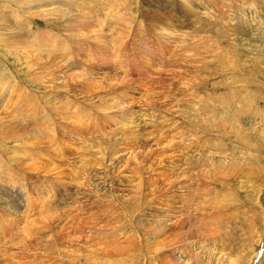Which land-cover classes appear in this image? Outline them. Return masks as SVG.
<instances>
[{
  "label": "rangeland",
  "instance_id": "obj_1",
  "mask_svg": "<svg viewBox=\"0 0 264 264\" xmlns=\"http://www.w3.org/2000/svg\"><path fill=\"white\" fill-rule=\"evenodd\" d=\"M215 2L218 4L207 5L205 13L224 9L222 17L232 18L228 32L220 40H209L207 44H199L195 52L193 50L183 52V45L186 47L196 43L194 40L196 37L192 38L195 34L193 32L196 26H204L203 21L207 22L208 18L205 13L192 15L189 8L177 0H0V69L8 70L16 80L18 76L15 71L20 77L27 76L25 62L29 56L25 54L30 49L33 50L40 37L44 39L48 37V40L55 41L54 45L67 42L72 45L70 50L65 49L66 47L52 48L56 50L58 57L51 61L50 66L63 68L69 74L80 75V78L92 80V72V75L100 80L102 77H105L103 80L112 77L116 80L123 78L132 81L135 89L134 100L138 113L140 111L138 121L141 129L151 134L155 142L154 150L161 151L169 160L167 161L169 165L175 164L179 167L172 166L176 170L171 169L172 174L166 170L161 173L150 171L153 183V187L150 188L149 184L143 182L146 178H140L141 161L143 164L148 163L143 151H139L142 154L138 153L140 148L132 143L124 151L119 150V156L134 151L133 162L131 161L133 171L129 173L134 180L130 177L133 181L129 183L139 185L141 182L145 195L141 194L142 198L141 195L132 193L131 197L138 202L145 200L147 205L143 209L144 212L140 208H134V216L140 215L142 220L136 217L134 220L131 218V221L126 213L133 212L127 207V203L123 202L124 200L113 199V193L106 192L103 188L113 177L114 168H119L115 166L114 160L117 156L114 153L115 149L105 146L100 140L113 130L101 125L92 107L83 114L80 105L85 102L81 104L75 102L76 99L69 94L65 95L71 101L68 114L71 118L79 116L83 123L78 124L80 128L78 131L76 128L63 131L59 120L56 119V113L61 112L56 106L58 102L51 97L59 94L58 89L54 83L42 84L40 81H31L32 85H29L31 92L28 93L26 101H18L17 105L20 108L14 107L11 111L13 120L0 125V156L8 153L6 150L8 146L23 144L34 137L44 139L53 150L58 151L61 144L59 138L65 135L73 136L76 140L74 145L76 151L74 149L69 151L65 159H68V162H65L68 185L63 197L70 195L72 185L80 175L78 182L83 183L89 195L83 201L84 207L86 204L87 206L83 208L82 213L81 210H72L63 218L62 223L65 227L62 233L65 236L61 235L64 237L71 235L69 237L71 239L84 230L87 237H92L91 240L93 236L90 234L95 237V242L88 239L91 242L89 245L93 243V248L100 247L101 250L103 245L104 248L108 246L109 250L106 249L111 255L104 252L103 248L104 253L99 252V257L88 254V260L83 259L82 252H73L80 255L79 258L83 257L79 263L69 259L64 252L63 256L60 253L48 254L47 251L46 254L40 248V246L43 248L44 243L36 241V225L38 224V228L50 226L53 216L56 215L55 210L69 209L59 202L61 197L54 194L51 183L49 179H45L44 173L19 171L22 179L19 181L20 184L31 186V182H34L32 195L36 196V200L33 207L32 205L23 207L25 210L23 216L21 215L23 218L20 217L22 220L17 222L21 225L3 220L2 228L6 238L3 237L0 241V256L3 258L7 256L6 259L9 257L12 260L7 262L20 264L13 257L14 255L21 257L24 254L21 264L76 262L102 264L100 260L105 264H261L262 261L264 264V0ZM209 18L211 19L210 16ZM53 21L56 23L53 24ZM199 21L201 23H198ZM169 24L175 25V30L181 29L171 33L164 41L160 36L164 30L169 29ZM87 25L103 30L104 34L109 32L105 36L108 41L111 38L110 53L102 57V50L95 46L94 41L88 39V35L87 37L80 35ZM196 30L202 36L206 34L198 28ZM183 33L185 37L182 36ZM194 53L198 55L193 56ZM89 55H94L97 60L107 61L111 65H107L106 69H100L101 72L95 75L89 68L97 64L88 63L84 59ZM112 63L119 69L112 66ZM50 66L48 64L47 68L43 64L36 65L31 70L38 78L49 79L50 71L53 70ZM84 67H88V70ZM120 68L124 69L123 72H120ZM180 79L182 82V79L184 81L187 79L194 87L188 89L186 87L183 93L178 94ZM104 83L106 82L102 81L97 89L88 94L83 93L79 97H84V94L96 95L99 90H103L101 86ZM44 85L52 87L47 89ZM118 88L116 92L119 91ZM33 92L36 96L30 95ZM180 95L187 96L184 106H189L181 107L179 114L183 118L176 112L179 108L176 110L175 106V103L182 99ZM43 100L44 102L46 100L45 103H49L53 110L50 109L42 118L37 115L29 117L30 119L25 117L28 114L27 101L36 102L37 105L43 103ZM170 101L174 106L168 110L170 107L165 105L167 102L171 103ZM152 102L156 105H151ZM157 104L161 110L158 108L155 112L153 106L158 107ZM188 108L192 115H188ZM183 110H187L188 114L182 115ZM159 113L164 114V118L158 119V123L155 118ZM145 114L151 118L148 120ZM173 115L177 118L175 119ZM170 117L176 120V123ZM151 119L154 122L151 123ZM220 122H226L227 127L223 129L213 126L214 123ZM81 131L85 133L77 136L76 134ZM10 140L16 141L10 144ZM179 146L181 148L185 146L183 149L186 150L180 149ZM111 150L115 154V159L114 156L110 159V155L106 154ZM90 161H93L90 170L91 181L85 184L82 178L89 169ZM14 164L19 166L18 162L14 161ZM123 164L124 162L120 167ZM105 167H108L110 172L107 178L102 177ZM83 171L84 175L81 173ZM157 173H160V177ZM110 199H113L114 204L110 203ZM135 200L130 202L133 204ZM22 205H25V202L22 201ZM111 207L116 209L111 211ZM112 212L113 218L110 217ZM151 213L153 216L149 217ZM161 219L167 221L163 222L157 231L155 227L158 226L157 222L162 221ZM23 224L31 228L27 227L26 230V227L25 229L22 227ZM26 231L29 236L25 234ZM69 238L66 237L65 241L59 242H65L67 246ZM27 240L28 242L35 240L28 249ZM32 244H36V248ZM88 251L89 248L86 252Z\"/></svg>",
  "mask_w": 264,
  "mask_h": 264
},
{
  "label": "bare ground",
  "instance_id": "obj_2",
  "mask_svg": "<svg viewBox=\"0 0 264 264\" xmlns=\"http://www.w3.org/2000/svg\"><path fill=\"white\" fill-rule=\"evenodd\" d=\"M177 1L184 3L189 8L190 12H192V15H199V14L201 15L202 13H205V10L207 9L206 8L207 5L210 6L211 3L213 5L218 4V2H215L216 0H211V1L210 0H177ZM206 2H208V3H206ZM216 7H219V6H216ZM219 10H217L218 12H212V11L208 12V10H207L208 13H205L206 17L208 18L207 22L203 21V25L204 26H201V25L196 26L195 31L193 32L195 34L192 35V38L196 37V38H194L196 43L193 44V45H191V44L187 45L186 47H185V45H183V52H185L186 50H193V52H195L197 50L199 44H201V43L207 44V42H209V40L210 41H212V40H220V38L223 37L226 32H228V28H229L228 25H229V22L232 21V18L222 17L221 13H224L223 12L224 9L223 10L219 9ZM215 14H216V18H214ZM209 16L211 17V19L209 18ZM55 23H56V21H53V24H55ZM198 23H201V22L199 21ZM168 26H169V29L164 30L163 33L160 36L164 41L167 40L170 37L171 33H174L175 31H178V30L181 29V28H179L178 30H175L176 26L175 25H171V24H169ZM67 27H68V25H67ZM197 28H198L199 31L204 32L206 34H204L202 36V34L197 32V30H196ZM110 29H112V28H110ZM114 29H116V27H114ZM109 31L111 32V30H109ZM123 31H124V29H123ZM104 33L105 32L103 30H101V29L99 30V29H96V28H93V27L87 25L85 27V29L83 30V32L81 31L80 35H82V37H87L86 35H88L89 36L88 39L91 38V40H93L94 43L96 44L95 46L102 50L101 52H102V57H103L106 53H110L111 52V51H109L110 50L109 48H111V45H110V42H109L111 38L108 41V39L106 38L107 36H105L109 32H107L106 34H104ZM54 34H56V33H54ZM77 34H79V32ZM157 35L159 36L160 34H157ZM184 35L185 34L183 33L182 36H184ZM8 36H10V35H8ZM12 36H13V34H12ZM186 41L187 40H185V42ZM199 41H200V43H199ZM54 42L48 40V37H45V39H44V37H40L38 39V43L37 42L35 43V46L33 47V50L30 49L33 52V54H32V52L30 50L27 52V54H25V55L29 56V58H27V61L25 62L26 65L23 63L25 65V68H26L25 70H27V74H26L27 76L20 77V74L16 73V71H15V74L18 76L17 80H16L14 78V75H12L8 70L0 69V125L2 126V124H5V123L7 124V122L13 120V118L11 117V111H12V109H14V107L16 108L18 106L17 105L18 101L19 102H20V100H25L26 101V99L28 97L27 96L28 93L31 92L30 91L31 89L29 88V85H32L31 81H33V82L40 81L42 84L54 83L55 88L58 89V91H59L58 93L59 94L57 96L55 95V96H51V97H52L53 100H56L58 102V103L56 102L58 104L56 106L58 108H60L61 112H57V113L55 112L57 114V118L56 119L59 120V125L62 126L63 131L65 129H68L69 131H71L72 128H76V130L78 131V129L80 130V128L78 127V124L83 123V121L79 119V116H76V117H73V118H71L69 116V114H68V112L70 111L69 110V104L71 103V101L68 99V96H65V95L71 94L74 97V100L76 99L75 102H79L80 104L85 102L84 104L80 105V107H82V109H83V114H86L87 111H88V108L90 110V108L92 107L94 109L95 114L98 115L101 125L103 127L107 126V127L110 128V130H113L111 133H109V135H107V136L104 135L106 137L102 136L100 140L103 141V144L105 146H109L111 148L113 147L115 149L114 153H116V155H117L116 156V160H114L115 161V166L119 167V168H114V170L112 172L113 177H111V180L108 181L109 182L108 185H105L103 188L106 189V192L111 191L113 193V199L122 200V201L124 200L123 202L127 203V207L133 212V214H132L131 212H127L126 211L127 212L126 215L129 216L130 220H131V218H132V220H134L136 217H137L138 220H142L140 215L134 216V208H136V209L140 208L141 210H143L147 206L146 202H145V200H143V202L141 200H140V202H138L137 200H135V199H133L131 197L132 193H134L133 195H137V194L141 195V194H143L142 184L140 182L139 185L134 184L135 185L134 186L133 184L129 183V182L132 183V181L134 180L130 176L131 174H129V173H131L133 171V170L131 171V169H132L131 161H132V157H134L133 156L134 155L133 154L134 151L132 150V151H130V153L125 151L126 152L125 154H120L121 156H119V153H120L119 150H121V151L123 150L124 151L125 149H127V146L130 147L131 143H132V145H135V147L137 146V147L140 148V150L135 148V150H138V153H141L139 151H143L142 153H144L145 158L148 159V163L143 164V161H141L142 165L139 166V172L141 174L140 178H146L145 180H143V182H145L146 184H149L150 188H151V186L153 187V185H152L153 183H152V180H151L152 175L150 176V171L155 170V172L159 171L161 173V172H163V170H166L167 173L170 172V174H172L173 173L172 171L175 170L173 168L175 166V164H174V166L171 165V164L169 165L168 162H167V161H169V160H167V157L164 154H162L161 151L158 152V151L154 150L153 146H155V142L153 141V138L150 136L151 134H148L145 130L141 129V127H140L141 125H140V123L138 121L140 111L138 113L137 104L135 103V100H134V98H135L134 97L135 89L133 88V85L131 83L132 81L124 80L123 78L116 80V79H113L112 77L106 78L105 80H103L105 77L104 78L102 77V80H100L97 77L93 76L92 72H91V76H92V80H91L90 78H86V77L80 78V75L69 74L66 71H64L63 68L52 67V66H50L51 61L57 59V57H58L57 54L55 53L56 50L52 49V48H63V47H66L65 49H68V50H70L72 48V45H69L67 42H63V43H59V44L56 43V45H54ZM111 43H112V41H111ZM182 43H183V40H182ZM187 43L189 44V42H187ZM57 44H58L59 47L57 46ZM112 46H113V44H112ZM191 46H193V47H191ZM211 49H212V47H211ZM197 55H198L197 53L193 54V56H197ZM84 59L88 63H96L97 64L96 66H90V68H89V69H91L93 71V73L95 75H97V73L101 72L100 69H106V66L110 64V63L108 64L107 61L97 60L94 55L86 56ZM41 64H43L46 67L49 64L50 68H53V70L50 71V78L49 79H47L45 77L38 78L36 73H34V71L31 70L32 67H34L36 65H41ZM112 66L116 67V69H119V67L117 65H115L114 63H112ZM84 68L88 70V67H84ZM123 70L120 68V72H123ZM18 71L20 72V70H18ZM188 71L186 70V72H188ZM24 72H22V73H24ZM182 80H183V82L180 79V82H181V84H179L180 87H178V85H176V87H178V92H177L178 94L183 93V91L186 89V87H187V89L190 88V87H192V88L194 87L190 82L187 81V79L185 81H184V79H182ZM102 81L106 82V83H104L101 86V88L103 90H99L96 93V95L85 96V94H88L90 91H93V90L97 89L100 86V83H102ZM44 86L47 87V89H49L48 87H52L50 85H44ZM117 88L119 90L118 92H116ZM33 93H31L30 95L34 96L35 93L34 94ZM83 93H85L83 95L84 97H79ZM64 96H65V99H64L65 102H63L64 100H62V98ZM39 97H40V95H39ZM45 97H44V99H45ZM169 97H171V96H169ZM180 97L182 99L181 100L179 99L180 100L179 103H177V104L175 103L176 110L179 108L176 111L178 114L181 112V109L183 107H187L188 106V105L184 106V103L186 101V97L187 96H185V95L181 96L180 95ZM40 99L42 100V98H40ZM81 99H84V100H81ZM27 102H29L28 106L26 105L27 106L26 110H28V114H27V116L24 115L27 118L36 117L35 115H37L40 118H42L43 116H45L47 114V112L50 109L53 110V108L50 106L49 103H47V104L45 103L46 100H45V102L43 100V103H40V104H37V105L35 104L36 102L35 103H32L30 101H27ZM39 102H41V101H39ZM170 102L172 104L167 102L166 105H165V106H169L170 107V109H168V110H171L172 106H174L173 105L174 103L172 101H170ZM37 103H38V101H37ZM151 105H156V104L152 102ZM157 106H158V104H157ZM153 108H155V110H156V111L155 110H153V111L157 112L158 108H160V107L159 106L158 107H154L153 106ZM165 109L167 110V108H165ZM62 110H65V112H63ZM160 110H161V108H160ZM174 111H175V109H174ZM190 111H189V108H188V113H189L188 114L187 110H185V111L183 110L182 111V115H187V114L188 115H192V112H190ZM168 112H170V111H168ZM20 113H22V112H20ZM159 114H157L158 116H156L157 118H155V120L157 119L158 123H159V120H162L160 118H164L163 117L164 114L163 115L162 114L159 115ZM179 115L181 116V114H179ZM146 117H148L147 118L148 120H149V118H151V116L149 117L147 115H146ZM172 117H170V118H172ZM174 118H175V116H174ZM164 120H166V119H164ZM172 120H174V119L172 118ZM152 121L154 122L153 119H151V123H152ZM175 121L176 120H174V122ZM178 121H180V120H178ZM13 122H15V121H13ZM171 122L173 123V121H171ZM18 123H19V121H18ZM51 123H52V121H51ZM146 123H147V121H146ZM179 123H181V122H177V124H179ZM206 125H209V124L207 123ZM180 126H182V125L180 124ZM213 126H215L216 128L222 127L223 129H225V127H227L226 126V122L225 123L220 122L218 124L214 123ZM213 126H212V128H213ZM178 128H179V125H178ZM83 129H86V128H83ZM174 130H175V127H174ZM84 133H85L84 131H81L80 133H78L76 135L78 136L79 134L82 135ZM15 141L16 140H10V144H12ZM59 142H61V144L58 147V151H55V150L52 149V147L49 145V143L46 142L44 139H38V138L34 137L30 141L24 142L23 144L19 143V144H15L14 146H8L6 150H7V152L9 154L8 153H3V151H2L4 156L3 157L0 156V170H2L0 172V209H1L0 212L2 213V214L0 213V241L6 235V234H4V231H3L4 229L2 228L4 226V225L2 226V223H4L3 220L6 219V221L9 220V222H11V223H17V222H19V220L20 221L22 220L21 218H23V217H21L22 213L25 211L23 209V207H25V206H27V207L30 206L31 207V205L33 207L34 204H35L36 196L32 195V190L34 189V185H33L34 182L33 183L31 182V186H28L26 184H23V185L20 184V182H21L20 180H22V179L20 177V172L19 171H24L26 173L35 172L37 174L38 173H44V175L46 176L45 179H49V181H50L49 183H51V187L54 190V194L61 197L59 202L64 204V206L67 207L69 209V211L68 210L66 211L65 209L61 210V211H58V210L54 209L56 215L53 216L54 218L52 217L53 218V222H52V224L50 226L49 225H46V226H43V227L39 226V228H38V224H37L36 225L37 226L36 233L34 232L35 233V237L37 236L36 237V241H38L41 244L44 243L43 244V248L41 246H40V248L42 250H44L45 252L47 251L48 254L49 253L50 254L51 253H60L62 255V253L64 252L69 259H71L73 261H79V263H80L81 262V258H83V257H84L83 259H87L88 258V260H89L88 254L91 255V256L99 257V254H100L99 252H101L103 250L104 245L102 246V250H101L100 247H96V248L94 247L93 248L92 245L94 246V244L92 243L91 245H89V243L95 242L94 235L90 234V236H93V240H91L92 237H89V236L87 237V235L85 234L86 232L84 233V230H81L83 232H80L79 229L78 230L80 232V235H78V233H77L78 236L76 235L75 238H71L70 239L69 237H71V235L70 236H66V237L69 238L68 239L69 241L66 239V241L69 242L67 246H66L65 242L64 243H60L59 242V241H61V242L65 241V238H66V237H64L65 235L62 233V231L64 230V227H65L63 225V223H62L63 222V218L67 216L68 212H72V210H75V211L76 210L77 211L81 210V213H82L83 208H85L87 206V204H86L87 202H86L85 203L86 206L84 207L83 201H84L85 197L87 195H89L88 192L86 191V189L84 188L85 186L83 187V185H82L83 183H81L80 181L78 182L79 178L81 177V175H80V177L76 180V183L74 185H72V188L70 190V195L68 194L69 196L63 197V194L66 192L67 185H68L66 183L67 180H66V172H65V170H66L65 162L67 163L68 159L67 160H65V159L67 158V153L69 151H73V149L76 151V147L74 146L76 144V140H75V138L73 136L65 135V137L59 138ZM183 147H185V146H183ZM183 147L181 148L179 146L180 149L186 150V149H183ZM21 149H23V150H21ZM114 153H113V150H111L110 152L108 151L106 154H107V156L110 155V157H109L110 159H111L112 156H114V159H115V154ZM173 153L175 154V151ZM89 154H91V152ZM172 155L173 154H170V156H172ZM14 161L16 163L18 162L19 166L14 164ZM180 161H181V159L179 160V163H180ZM90 162H91V164L88 167L89 169H87V171L85 170L86 171L85 176L82 178V179L85 180L84 181L85 184H87L86 182L90 183V181H91V179H90L91 171L90 170L92 168L93 161H90ZM123 162H124V164L120 167V165ZM174 163H175V161H174ZM100 164H102V163H100ZM96 165L97 164H95V166ZM137 166H138V164H137ZM98 167H100V166H98ZM176 167L179 168L178 166H175V168ZM180 167H181V165H180ZM107 168L108 167H105V169L102 172V177L103 178L109 177L110 172L108 171ZM194 168H195V166H194ZM171 169H173V170L171 171ZM76 172H75V174H76ZM81 173L84 175V171L81 172ZM148 173H149V175H148ZM160 173H157L159 177H160ZM130 177L133 179L132 181L130 180ZM73 178H74V176H73ZM169 181H171V180H169ZM82 182H83V180H82ZM126 186H128V188ZM63 187H64V189H63ZM118 187H119V189H118ZM109 189H112V190H109ZM114 189H118V190H114ZM101 190H102V188H101ZM125 190L127 192H125ZM120 191L122 193H119ZM71 194H73L74 196H72ZM79 195L82 196L81 199H80ZM143 195H145V194H143ZM143 195H141L140 197L143 198ZM37 199H38V197H37ZM113 199L109 200L111 204H114ZM134 200H135V203L132 204L130 201H134ZM22 201L25 202V205H22ZM136 201L138 203H136ZM141 206H142V208H141ZM112 209L114 211V209H116V208L111 207V211H112ZM107 211H108V209H107ZM142 212H144V210ZM113 213L114 212L111 213L112 214L110 216L111 218H113V216H114ZM152 214L153 213L149 214L148 216L149 217L153 216ZM111 218L109 220H111ZM157 218H160V217H157ZM82 219H84V218H82ZM161 220H160L161 222H157L158 226L156 225L157 227H155L157 231H158L159 228H161V224L163 225V222L165 223L167 221L165 219H161ZM72 222H73V220H72ZM25 224H23V226H22V227H24V229L26 227V226H24ZM111 224H113V222ZM7 225H5V226L7 227ZM17 225H18V223H17ZM19 225H21V224H19ZM88 226H90V225H88ZM27 227L31 228L30 226H27ZM27 227H26V230H28ZM91 228L93 229V227H91ZM19 230H20V228H19ZM90 231H91V229H90ZM26 232H25V234H28L27 236H29L28 231H26ZM89 233L87 232V234H89ZM61 234L64 235V236H62ZM98 236H100V235H98ZM31 237L32 236L30 235V238ZM4 238H6V237H4ZM89 238H90L91 242H89L90 241V240H88ZM97 241H96V243H98ZM99 241H101V240H99ZM24 242H25V239H24ZM32 242L34 243L35 240L32 241ZM32 242L31 241L28 242V240H27V243H26L27 244V246H26L27 249H28L29 245ZM17 245H18V243H17ZM23 245H25V244L23 243ZM35 245L36 244H34L33 247H35ZM64 246H65V248L68 247V249L63 248ZM91 247H92V249H90ZM30 248H31V246H30ZM73 248H75V250H73ZM88 248H89V251L86 252L88 250ZM106 248L108 249V246ZM106 248H104L105 249V250H103L104 252H107ZM119 250H121V249H119ZM47 252H46V254H47ZM73 252H82V254H84V255H82L83 257L79 258L80 255L79 256L75 255ZM22 253H23V251H22ZM19 254H21V253H19ZM108 254H110V253H108ZM124 254H126V253H124ZM15 256L16 255H14V257ZM44 256H46V255H44ZM66 256H65V258H66ZM126 256H128V255H126ZM6 257L3 258V256H0V264H8L9 263L7 261L11 260V259H9V257H8V259H6ZM12 257L13 256H11V258ZM14 257H13V259H15V261H17V262H20V264H21V261L24 260L23 259L24 257H22V258L21 257H15L14 258ZM68 258H66V259H68ZM91 258H93V257H91ZM25 259H27V258H25ZM27 261H29V259ZM37 261H39V259ZM91 261H93V260H91ZM101 261L102 260H100V263L105 264V262H103V261L101 262ZM33 262H34V260H33ZM11 263H9V264H11ZM72 263H75V262H72ZM75 264H77V262ZM261 264H263V261H262Z\"/></svg>",
  "mask_w": 264,
  "mask_h": 264
}]
</instances>
